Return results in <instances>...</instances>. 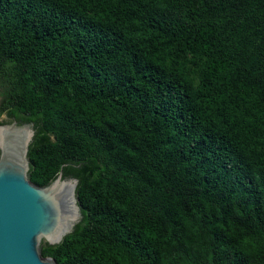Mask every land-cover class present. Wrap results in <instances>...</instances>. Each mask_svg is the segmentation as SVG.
<instances>
[{
    "label": "trees",
    "instance_id": "trees-1",
    "mask_svg": "<svg viewBox=\"0 0 264 264\" xmlns=\"http://www.w3.org/2000/svg\"><path fill=\"white\" fill-rule=\"evenodd\" d=\"M0 118L30 179L77 177L57 264H264V0H0Z\"/></svg>",
    "mask_w": 264,
    "mask_h": 264
},
{
    "label": "water",
    "instance_id": "water-1",
    "mask_svg": "<svg viewBox=\"0 0 264 264\" xmlns=\"http://www.w3.org/2000/svg\"><path fill=\"white\" fill-rule=\"evenodd\" d=\"M35 133L31 122L0 123V264H57L43 256V244L62 243L83 217L79 178L60 171L45 186L31 181Z\"/></svg>",
    "mask_w": 264,
    "mask_h": 264
},
{
    "label": "rangeland",
    "instance_id": "rangeland-1",
    "mask_svg": "<svg viewBox=\"0 0 264 264\" xmlns=\"http://www.w3.org/2000/svg\"><path fill=\"white\" fill-rule=\"evenodd\" d=\"M2 98H3V95H2V91H1V89H0V104H1V102H2ZM7 117V115L4 113L3 115H2V117L0 118V121H2L3 119H5ZM44 245V244H43Z\"/></svg>",
    "mask_w": 264,
    "mask_h": 264
}]
</instances>
